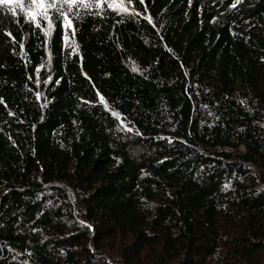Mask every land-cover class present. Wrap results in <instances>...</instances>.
Returning a JSON list of instances; mask_svg holds the SVG:
<instances>
[{
    "label": "trees",
    "instance_id": "trees-1",
    "mask_svg": "<svg viewBox=\"0 0 264 264\" xmlns=\"http://www.w3.org/2000/svg\"><path fill=\"white\" fill-rule=\"evenodd\" d=\"M108 2L0 7V264H264V0Z\"/></svg>",
    "mask_w": 264,
    "mask_h": 264
},
{
    "label": "snow or ice",
    "instance_id": "snow-or-ice-1",
    "mask_svg": "<svg viewBox=\"0 0 264 264\" xmlns=\"http://www.w3.org/2000/svg\"><path fill=\"white\" fill-rule=\"evenodd\" d=\"M139 2L143 4L144 0H139ZM129 3H131V0H129ZM103 5L104 0H0V7L5 12L11 13L13 17H17L18 14L22 15L28 22L33 23L37 29H41L45 36L54 32L56 21H61L65 33V41L69 38L67 35L69 30L72 31L73 35L75 34L74 20L81 19L82 14H90L92 9H99L100 11L97 14H100L104 10ZM233 7H235V4ZM107 8L119 13H127L129 11L124 3L116 4L113 0H109ZM132 14H136L134 10ZM148 19L151 21V17H148ZM41 21L46 23V28ZM5 35L9 36L13 43H16L10 31H5ZM20 48L21 50L24 49L23 43L20 44ZM36 71L39 73L40 69L37 68ZM133 71H136L135 67H133ZM48 79L51 80V77ZM36 82L39 83L38 80ZM44 83H48V80L44 81ZM36 95L37 98H40L42 94L38 92ZM99 100L105 108L109 107L103 95H99ZM111 115L113 117H121V114L116 111H112ZM123 123L124 121L121 117V124ZM127 130L131 131V129Z\"/></svg>",
    "mask_w": 264,
    "mask_h": 264
},
{
    "label": "rangeland",
    "instance_id": "rangeland-1",
    "mask_svg": "<svg viewBox=\"0 0 264 264\" xmlns=\"http://www.w3.org/2000/svg\"><path fill=\"white\" fill-rule=\"evenodd\" d=\"M242 150H244V148H241ZM210 264H220L219 262H210Z\"/></svg>",
    "mask_w": 264,
    "mask_h": 264
}]
</instances>
